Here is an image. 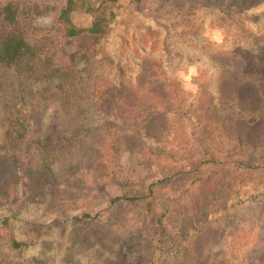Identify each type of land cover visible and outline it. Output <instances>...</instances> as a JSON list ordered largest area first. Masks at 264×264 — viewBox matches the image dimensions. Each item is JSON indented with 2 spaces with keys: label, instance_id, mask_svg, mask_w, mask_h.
I'll return each instance as SVG.
<instances>
[{
  "label": "rangeland",
  "instance_id": "374dc122",
  "mask_svg": "<svg viewBox=\"0 0 264 264\" xmlns=\"http://www.w3.org/2000/svg\"><path fill=\"white\" fill-rule=\"evenodd\" d=\"M122 2L124 7L115 8L122 22L114 36L122 43L128 40V46L146 49L141 52L149 57L142 67L140 83L118 90L114 96L122 100L111 99V105L122 101L131 107L133 117L123 124L106 119L107 123L95 132L97 140L73 177L68 178L84 183L74 184V191L58 184L48 186L38 200L52 218L64 210L65 196L81 199L78 208L102 212L104 229L90 231L88 239L95 245L83 251L91 255L92 251L103 254L106 249L115 250L113 264H134L147 257L141 241L145 236V200L135 206L112 205L110 200L147 194V189L139 192V188L157 183L156 188H162L160 206L175 209L174 204L178 205L173 215L175 231L182 229L181 233L191 234L195 222L226 210L239 182L231 167L214 176L205 169L207 165L196 171L189 165L210 157L221 158L227 150L247 160L264 158V96L258 80L245 74L243 55L252 47L255 36L247 27L240 25L242 31L238 33L235 29L207 26L204 47L212 51L219 69L209 71L186 60L183 68L171 73L162 60L152 58L162 56L160 47L153 45L161 36L153 23L171 25L177 17L195 13V2ZM9 4L16 10L14 23L5 20ZM64 4L65 0H0V37L21 34L30 43L47 48L56 64H68L92 38L69 40L64 36L58 22ZM92 20L85 12L74 14L75 23L81 27L91 25ZM238 112L247 116L239 117ZM253 116L261 118V123L256 124ZM59 145L57 137L47 139L46 154L56 155ZM114 146L119 150L117 164L111 165L106 174L99 172L97 157L107 156ZM224 154L225 158L235 157L232 151ZM15 168L7 157L0 169V194L17 187ZM165 177H169L166 186L160 184ZM243 182L246 187L242 194H246L262 184L264 176H246ZM181 247L182 253L177 254L173 264H264V196L248 199L227 211Z\"/></svg>",
  "mask_w": 264,
  "mask_h": 264
},
{
  "label": "trees",
  "instance_id": "16d2710c",
  "mask_svg": "<svg viewBox=\"0 0 264 264\" xmlns=\"http://www.w3.org/2000/svg\"><path fill=\"white\" fill-rule=\"evenodd\" d=\"M142 1L129 0V4ZM193 2L195 13L179 16L166 27L153 23L161 35L153 45L160 47L162 56L152 58L162 60L171 73L183 68L186 60L209 71L217 70L219 65L212 51L204 47L208 41L205 28L218 26L239 33L243 25L255 35L252 47L243 55L245 74L258 80L264 96V0H188ZM124 6L122 0H65L58 17L64 36L69 40L92 38L68 64H56L47 48L30 43L21 34L0 37V169L8 157L16 165L18 178L12 192L0 194V264H113L111 256L115 250L106 249L103 254L92 251L91 255L83 251L95 245L88 239L90 231L104 229L102 212L78 208L81 199L65 196L64 210L52 218L38 197L48 186L58 184L74 191V184L84 183L68 178L73 177L97 140L95 132L107 123L106 119L123 124L133 117L126 103L111 105V99H123L114 96L118 90L140 83L142 67L149 58L142 53L146 49L128 46V40L122 43L114 36L122 22L115 8ZM77 12L89 14L91 25L76 24ZM16 17V10L7 5L5 20L14 23ZM260 120L257 117L254 122L261 123ZM50 137L60 140L54 156L45 151ZM231 151L235 157L225 158L224 153ZM222 153L221 158L192 161L189 166L196 171L207 165L205 169L214 176L231 167L238 175L235 180L239 186L226 210L195 222L191 234L181 233L182 229L175 231L173 215L178 205L174 204L175 209L160 206L162 188H156L157 183L139 188V192L147 189V194L110 200L112 205L134 206L145 200V236L141 241L147 257L134 264H173L177 254L182 253V243L198 236L209 223L246 200L264 196V182L242 194L246 176H264V158L247 160L234 150ZM118 154L114 146L107 156H98L99 172L106 174L111 165L117 164ZM163 182L166 186L169 177L160 184Z\"/></svg>",
  "mask_w": 264,
  "mask_h": 264
}]
</instances>
